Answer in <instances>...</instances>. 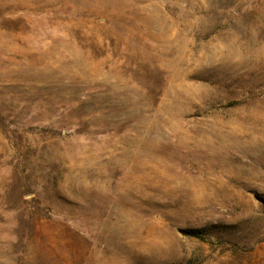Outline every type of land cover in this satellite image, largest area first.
<instances>
[{"label": "rangeland", "instance_id": "rangeland-1", "mask_svg": "<svg viewBox=\"0 0 264 264\" xmlns=\"http://www.w3.org/2000/svg\"><path fill=\"white\" fill-rule=\"evenodd\" d=\"M0 264H264V0H0Z\"/></svg>", "mask_w": 264, "mask_h": 264}]
</instances>
